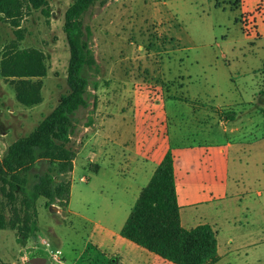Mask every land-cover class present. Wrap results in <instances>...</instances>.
Wrapping results in <instances>:
<instances>
[{
  "label": "rangeland",
  "instance_id": "obj_1",
  "mask_svg": "<svg viewBox=\"0 0 264 264\" xmlns=\"http://www.w3.org/2000/svg\"><path fill=\"white\" fill-rule=\"evenodd\" d=\"M73 1L49 0L35 8L21 0L23 14L17 27L0 14V65L8 52L36 50L43 55L46 68L41 79L42 103L31 108L16 101L11 82L0 75V161L13 143L36 131L71 93L67 79L71 53L63 27ZM80 20L83 30H90L88 45L97 64L86 73L97 108L91 115V97L88 108L76 111L66 147L77 151L89 118L104 117L106 108L122 99L132 104L134 84L142 88L133 102L146 106L147 117L153 110L148 108L150 101L161 102L163 92L176 85L182 87L180 97L203 100L226 110L225 115L251 103L250 111L235 126L250 116L257 126L264 124V0H218V4L216 0H94ZM93 82L98 84L96 90ZM145 83H151L150 87ZM121 90H127L130 97H122ZM170 106L180 110L178 104ZM51 162L56 168L57 162ZM48 166L40 164L29 172L31 185L36 181L34 174ZM15 198L11 203L0 194L9 222L0 230V264H27L34 257L46 258L50 264L63 260L66 264H106V259L96 263L89 257V261L74 262L84 249L85 231L74 237L65 230V208L55 201L51 206L57 212L51 213L43 197L35 202L37 218L30 212L37 232L21 240L10 222L17 216L22 219L25 197L15 193ZM56 250L61 254L54 261L51 253ZM248 257L264 264V247Z\"/></svg>",
  "mask_w": 264,
  "mask_h": 264
},
{
  "label": "crops",
  "instance_id": "obj_2",
  "mask_svg": "<svg viewBox=\"0 0 264 264\" xmlns=\"http://www.w3.org/2000/svg\"><path fill=\"white\" fill-rule=\"evenodd\" d=\"M134 87L133 96L142 85ZM181 88H163L161 102L150 101L148 117L146 106L132 96V104L122 99L85 127L63 224L74 237L85 231L84 249L74 262L171 264L120 236L141 190L171 153L181 227L212 228L215 264H258L248 254L264 247V124L257 126L250 116L235 126L251 103L229 112V119L226 110L180 97ZM119 94L130 97L127 90Z\"/></svg>",
  "mask_w": 264,
  "mask_h": 264
},
{
  "label": "trees",
  "instance_id": "obj_3",
  "mask_svg": "<svg viewBox=\"0 0 264 264\" xmlns=\"http://www.w3.org/2000/svg\"><path fill=\"white\" fill-rule=\"evenodd\" d=\"M35 8L49 0H27ZM94 0H74L65 14L63 31L70 46L68 85L71 93L62 98L58 107L27 138L13 143L0 161V194L13 203L15 193L25 197L22 219L17 216L10 222L15 226L21 240H29L37 232L35 202L43 197L47 206L57 201L66 208L70 198V173L73 169L75 151L70 147V137L76 111L86 109L93 97L89 91L87 71L97 64L88 45L90 30H83L82 15ZM218 3V0H216ZM21 0H0V14L17 27L23 14ZM0 75L11 82L16 101L26 108L42 103L41 79L46 76L43 55L36 50L8 52L0 65ZM97 82H93L94 90ZM92 114L97 108L93 97ZM229 119L231 114H226ZM233 117V116H232ZM89 118L85 127L92 125ZM57 162L53 168L52 162ZM43 173L34 174L30 184L28 174L40 164L46 165ZM6 206L0 200V230L9 226L5 216ZM31 212V213H30ZM120 236L171 264H215L217 239L209 225H200L191 230L181 227L179 206L173 173V158L167 153L156 168L149 183L141 190Z\"/></svg>",
  "mask_w": 264,
  "mask_h": 264
},
{
  "label": "water",
  "instance_id": "obj_4",
  "mask_svg": "<svg viewBox=\"0 0 264 264\" xmlns=\"http://www.w3.org/2000/svg\"><path fill=\"white\" fill-rule=\"evenodd\" d=\"M49 210L51 213L57 212V208L55 206H50ZM27 264H50V261L46 258L34 257L28 260Z\"/></svg>",
  "mask_w": 264,
  "mask_h": 264
},
{
  "label": "built area",
  "instance_id": "obj_5",
  "mask_svg": "<svg viewBox=\"0 0 264 264\" xmlns=\"http://www.w3.org/2000/svg\"><path fill=\"white\" fill-rule=\"evenodd\" d=\"M58 255H59L58 251L51 253V256H52L51 259L55 261Z\"/></svg>",
  "mask_w": 264,
  "mask_h": 264
}]
</instances>
